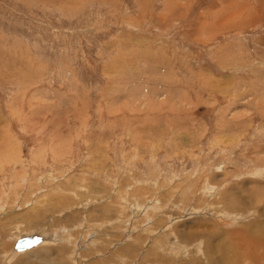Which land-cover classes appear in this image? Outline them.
I'll return each instance as SVG.
<instances>
[{"label": "rangeland", "instance_id": "1", "mask_svg": "<svg viewBox=\"0 0 264 264\" xmlns=\"http://www.w3.org/2000/svg\"><path fill=\"white\" fill-rule=\"evenodd\" d=\"M261 217L264 0H0V264H264Z\"/></svg>", "mask_w": 264, "mask_h": 264}, {"label": "bare ground", "instance_id": "2", "mask_svg": "<svg viewBox=\"0 0 264 264\" xmlns=\"http://www.w3.org/2000/svg\"><path fill=\"white\" fill-rule=\"evenodd\" d=\"M8 139V138H7ZM6 141V140H5ZM9 143H7L6 144V146H9L8 145ZM9 149V148H8ZM9 151V150H8ZM259 209H257V211H258ZM260 211V210H259ZM39 212V211H38ZM42 214V213H41ZM39 215L40 214H38V217H39ZM256 216V215H255ZM257 217V216H256ZM37 219V218H36ZM29 220V219H28ZM29 221H31V220H29ZM28 222V221H27ZM3 223V222H2ZM251 228L250 229H252V230H250V229H247L249 232H250V234L246 237L247 238V240L249 241V242H251L252 243V245H250V246H252L253 248L257 245V244H260V245H263L264 246V234H263V231H264V218H259L258 220H256V221H254L253 223H252V226H250ZM242 231H245V229H243ZM256 231V232H255ZM245 232H247V231H245ZM248 232V233H249ZM255 232V233H254ZM244 233V232H243ZM239 235V234H238ZM43 236V235H42ZM207 238V237H206ZM0 242H1V244H0V246H1V249H2V251L4 252V250L7 248H9V244L7 245V243L5 242V241H3L2 239H0ZM15 244V243H14ZM227 246V245H226ZM236 247V246H235ZM259 247V246H258ZM260 249V248H259ZM264 249V248H263ZM252 251V253H255L254 252V250H251ZM242 253V252H241ZM246 254V253H245ZM255 254H257V252L255 253ZM259 255L260 254H258V258H259ZM263 259H264V252L260 255ZM255 258H256V255L254 256V258H253V256L252 257H250V262H251V264L252 263H255V264H257V261L256 262H254L255 261ZM243 260V259H242ZM262 260V259H261ZM240 261V260H239ZM260 261V259H258V262ZM224 262V261H223ZM226 262V261H225ZM249 262V263H250ZM230 264V263H229Z\"/></svg>", "mask_w": 264, "mask_h": 264}, {"label": "water", "instance_id": "3", "mask_svg": "<svg viewBox=\"0 0 264 264\" xmlns=\"http://www.w3.org/2000/svg\"><path fill=\"white\" fill-rule=\"evenodd\" d=\"M45 240V237L31 233L27 235H23L16 239L15 244L13 245V250L17 252H23L32 248H35L39 244H41Z\"/></svg>", "mask_w": 264, "mask_h": 264}]
</instances>
